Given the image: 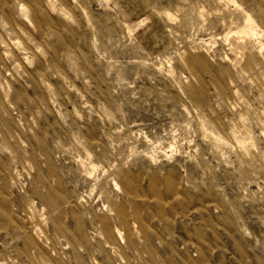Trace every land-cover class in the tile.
I'll use <instances>...</instances> for the list:
<instances>
[{
	"label": "rangeland",
	"instance_id": "obj_1",
	"mask_svg": "<svg viewBox=\"0 0 264 264\" xmlns=\"http://www.w3.org/2000/svg\"><path fill=\"white\" fill-rule=\"evenodd\" d=\"M188 241L264 264V0H0V264Z\"/></svg>",
	"mask_w": 264,
	"mask_h": 264
},
{
	"label": "built area",
	"instance_id": "obj_2",
	"mask_svg": "<svg viewBox=\"0 0 264 264\" xmlns=\"http://www.w3.org/2000/svg\"><path fill=\"white\" fill-rule=\"evenodd\" d=\"M179 250H181L183 253H187V254L191 255L192 257H197V255H198L197 244L194 242H191V241L182 243L179 246ZM116 264H166V263H164L163 261H160V260L149 262V261L144 260V259H132V260L119 259L118 261H116Z\"/></svg>",
	"mask_w": 264,
	"mask_h": 264
},
{
	"label": "crops",
	"instance_id": "obj_3",
	"mask_svg": "<svg viewBox=\"0 0 264 264\" xmlns=\"http://www.w3.org/2000/svg\"><path fill=\"white\" fill-rule=\"evenodd\" d=\"M176 255L178 259L175 260V264H215L213 260H203L198 257H192L187 253H183L181 250L176 249ZM197 252H198V244H197Z\"/></svg>",
	"mask_w": 264,
	"mask_h": 264
},
{
	"label": "bare ground",
	"instance_id": "obj_4",
	"mask_svg": "<svg viewBox=\"0 0 264 264\" xmlns=\"http://www.w3.org/2000/svg\"><path fill=\"white\" fill-rule=\"evenodd\" d=\"M121 243H123V242H121Z\"/></svg>",
	"mask_w": 264,
	"mask_h": 264
}]
</instances>
